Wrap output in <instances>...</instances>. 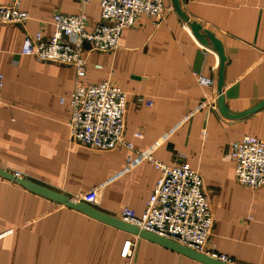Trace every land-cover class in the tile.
Wrapping results in <instances>:
<instances>
[{"label":"crops","instance_id":"crops-1","mask_svg":"<svg viewBox=\"0 0 264 264\" xmlns=\"http://www.w3.org/2000/svg\"><path fill=\"white\" fill-rule=\"evenodd\" d=\"M13 0H0V6ZM190 22L222 44V95L234 114L264 100V0H179ZM164 19L139 16L120 35L114 52L84 45L82 81H109L127 94L123 135L134 151H97L73 143L68 104L76 86L74 68L41 63L21 54L26 36L54 32L51 17L82 11L89 26L99 21L97 3L21 0L23 24H0V169L74 201L96 193L95 209L118 218L127 208L140 217L160 177L150 163L126 158L149 152L165 165L186 164L200 173L211 205L213 229L207 252L233 264H264V187L250 190L234 179L230 145L243 136L264 142V107L237 120L217 109L219 60L201 45L164 0ZM100 66L101 69H97ZM195 74L212 78L200 87ZM142 97L150 105L139 103ZM63 99V103H61ZM140 132L141 139L134 138ZM135 244L130 259L124 242ZM0 264H200L159 245L35 195L0 177Z\"/></svg>","mask_w":264,"mask_h":264},{"label":"built area","instance_id":"built-area-1","mask_svg":"<svg viewBox=\"0 0 264 264\" xmlns=\"http://www.w3.org/2000/svg\"><path fill=\"white\" fill-rule=\"evenodd\" d=\"M164 0H78L85 5L98 4L99 21L89 26L82 11L74 14H55L51 17L54 32L43 38L41 33L26 36L21 46V54L33 57L41 63H53L72 67L76 73V86L68 104L71 115L67 123L69 138L73 143L97 151H109L122 147L134 151L132 143L123 135L126 112V92L109 81L89 84L82 81L86 71L84 45L100 53L114 52L119 45L124 29L132 27L139 16L152 17L157 22L164 19ZM21 0H13L10 5L0 6V24H23L29 19L26 11L19 9ZM101 69L100 66H96ZM200 87L216 89L212 78L195 74ZM3 76L0 74V89ZM139 103L150 105L142 97ZM63 103V99H61ZM140 132L134 138L141 139ZM230 157L234 163V179L238 186L250 190L264 187V142L252 136H243L230 145ZM146 161L160 173L154 185L145 210L140 217L124 208L118 219L173 241L223 263L231 260L214 252L206 251V244L213 229L211 205L203 190V180L199 172L186 164L165 165L149 152L137 153L136 158L128 156L126 165ZM22 177L19 173H13ZM80 201L92 206L96 193L87 191L80 195ZM120 256L130 259L135 244L124 242Z\"/></svg>","mask_w":264,"mask_h":264},{"label":"water","instance_id":"water-1","mask_svg":"<svg viewBox=\"0 0 264 264\" xmlns=\"http://www.w3.org/2000/svg\"><path fill=\"white\" fill-rule=\"evenodd\" d=\"M171 2H172L173 8L175 12L177 13V15L189 27L192 35L197 39V41L203 46L210 45L212 50L217 54V57L219 60V71H218V80H217V94L218 95H217L216 104H217V109L220 115L226 119L237 120V119L243 118L245 116H248L262 109L264 107V100L261 101L258 105H256L252 109L244 113L234 114L227 109V107L225 106L223 95H222L223 71H224V64H225L226 58H225V54H224V50H223V46L221 42L212 33H210L207 30H203L201 25H199L198 23L189 21L188 17L183 13L181 9L179 0H171ZM0 177L23 187L24 189H26L27 191L35 195L46 198L61 206L81 212L92 219H95L99 222H102L104 224L117 228L119 230H122L131 235L137 236L141 239L147 240L151 243L159 245L165 249H168L176 254H179L188 259L196 261L200 264H227V263H223L218 260H215L205 254H201L196 251H193L173 241L158 237L154 234L141 230L137 227H134L130 224H127L121 221L120 219L116 217H113L111 215H108L106 213L99 211L95 209L93 206L85 204L81 201H74L63 194H60L47 187H44L32 181H29L25 179L24 177H16L13 173H9L2 169H0Z\"/></svg>","mask_w":264,"mask_h":264}]
</instances>
